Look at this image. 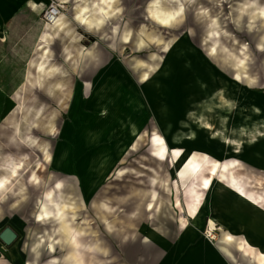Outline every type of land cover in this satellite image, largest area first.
Wrapping results in <instances>:
<instances>
[{"label": "rangeland", "instance_id": "rangeland-1", "mask_svg": "<svg viewBox=\"0 0 264 264\" xmlns=\"http://www.w3.org/2000/svg\"><path fill=\"white\" fill-rule=\"evenodd\" d=\"M64 1L60 24L44 25L48 38L36 43L33 56L21 58L26 71L0 73V262L74 264L77 255L97 264L133 256L129 250L142 241V231L167 220L170 211L179 218L178 198L193 205L185 195L191 177L187 170L185 181L178 175L171 154L163 162L151 154L153 133L164 134L167 120L174 128L180 119L195 127L197 139L186 138L183 150L201 163L207 155L238 161L246 190L264 196V127L248 129L240 145L215 133L232 137L240 122L236 106L247 112L244 105L264 102V0H182L166 24L155 0ZM161 1L163 11L180 7ZM18 77L21 84H14ZM210 85L237 104L227 114L216 104L205 110L213 127L208 131L195 113L205 97L202 86ZM115 89L121 92L117 115L129 124L124 111L130 110L139 135L96 108L101 92L103 100ZM90 132L96 135L87 143ZM57 181L62 213L54 207L41 221L45 192ZM153 195L163 201L156 219L149 218ZM65 218L72 230L64 228ZM219 220L215 230L207 221L202 236L219 240L217 232L229 231ZM174 225L179 238L182 230ZM7 228L15 233L10 242L2 237ZM73 228L82 233V250L73 249Z\"/></svg>", "mask_w": 264, "mask_h": 264}, {"label": "crops", "instance_id": "crops-1", "mask_svg": "<svg viewBox=\"0 0 264 264\" xmlns=\"http://www.w3.org/2000/svg\"><path fill=\"white\" fill-rule=\"evenodd\" d=\"M49 3L50 0H0V73L7 67L12 68L10 71L14 74L26 71L25 59L21 61V58L33 56L36 43L48 38L46 27H43L42 12ZM61 21L65 19L62 18ZM18 80L19 77L14 84H18ZM119 112L117 110V114ZM262 168L264 171V163ZM191 197L187 202L194 206L197 202L201 203V207L196 206V214H199L196 218L190 214L188 205H185L184 216L192 219L191 225L186 219L187 224L181 226L177 212L170 211L164 215L167 220L149 228L155 230L153 237L147 238V228L142 231V241L129 250L134 253L133 256L126 253L125 257H109L97 264H264V250H260L264 249V196L242 197L237 193H226L219 199L211 194L200 199ZM181 201L186 203L184 199ZM213 201L220 208L219 221L229 229L217 232L219 240L200 233L206 226L209 215L208 223L215 216L211 210ZM177 210L179 211L178 208ZM161 218L164 219L162 216ZM196 219L200 226L193 225ZM169 223L179 226L182 230L181 237H176L174 224L166 226ZM78 247L82 250V245L79 244ZM74 264H84L82 257L78 258L76 255Z\"/></svg>", "mask_w": 264, "mask_h": 264}, {"label": "bare ground", "instance_id": "bare-ground-1", "mask_svg": "<svg viewBox=\"0 0 264 264\" xmlns=\"http://www.w3.org/2000/svg\"><path fill=\"white\" fill-rule=\"evenodd\" d=\"M174 2L180 4V7L168 11L162 10V1L161 0H155L154 4L159 6V14L158 19L162 24L169 23L172 21V19L175 17V14L180 11L181 7L183 6L182 0H173ZM171 0V2H173ZM173 2V3H174ZM262 15L264 16V8L262 9ZM60 21L56 23V25H59ZM218 34V33H217ZM128 38V37H126ZM214 52L215 47L211 48ZM216 51V49H215ZM237 79L240 78V75L237 74ZM200 81V86L204 83L201 78H198ZM236 81V80H235ZM203 97L200 99L199 107L197 108L198 112L195 113L197 115V123L202 128L207 129L210 131L213 129L211 122L204 118V111L208 110L210 111L213 104H216L219 110H222V114H227V110L232 109L237 103L235 101V97L229 98L227 93L223 90L221 87H213V86H206L203 87ZM120 90L115 89L114 95H109L103 100L102 97H105L104 92H101V94L98 96V102L96 108L101 110V112H107L109 115L111 114L112 122L116 120V116L119 117V122H121L123 128L125 130H130V133L134 136L139 135V126L135 122H133V118L130 115V113L127 111H124V113L128 116L129 124H127L124 121H121V117L117 115V110L119 107V101L118 96L120 94ZM198 105V104H197ZM239 105V104H238ZM245 108H249L250 111L243 112L242 107H238L239 112H237V115L239 117V124L235 128V134L230 137L226 133L221 132L220 130H216L215 133H217L218 136H220L225 143H230L233 139L237 142L238 145L241 143H244L242 141L243 133L246 132L248 129L255 130L258 128V126L264 127V102H251L250 104L244 105ZM227 109V110H226ZM226 119V118H225ZM225 119L223 121H225ZM179 128H174L173 123L171 120H167L164 126V134H159L158 132H154L153 136L151 138V154L157 158L160 161H164L168 159L169 155H172V158L174 162H176L178 166L179 176L185 181L187 178V173H189V177H191V183L188 186L186 191V197L195 196L197 199H200L202 196L207 194V192H210L212 196H214L216 199H219L223 197L226 193L229 191L233 193H237L238 195L244 197H254L256 194H249V192L246 190L244 183L238 179V175L236 173L237 168L239 166L238 161L236 160H226L223 162H220L216 157L207 155L206 161L201 163L197 158L196 155L187 150H183L181 148V145L184 143L186 138L191 139L192 141H195L197 139V134L195 132V127L185 119L179 120ZM180 127H190L189 130H183L180 129ZM96 134L93 132H90L89 137L87 138V143L93 140V137ZM166 136H168L169 140L173 144V148H170ZM234 141V142H235ZM233 143V142H232ZM246 143L248 145L253 144V139L249 138L247 139ZM236 144V143H233ZM236 144V145H237ZM239 147V146H238ZM124 152V150H121ZM107 161V159H104V162ZM187 170V173L185 172ZM120 174H123L120 172ZM62 189V182L57 181V183L50 189H48L45 192V203L42 204V210L38 213V219L39 220H46L52 217L54 212V207L57 208L59 213H62V202L60 201L61 194H57V191H61ZM153 201L148 203V209L150 211L149 218L150 219H156L157 217H160V213L163 211V201H161L158 197H155L156 195H153ZM203 203V202H202ZM53 206V207H52ZM176 208L180 211L179 216V222L181 226H185L186 223V217L184 216V213L186 212L185 206L183 205L180 198L176 201ZM188 210L190 214L195 215L196 218L199 216V214H196L197 209L196 206L189 204ZM219 207L216 201H213L211 203V210L212 213L217 216H213L210 219V229L215 230L217 229L216 221L219 220L218 214H219ZM195 211V212H194ZM74 215L76 214V211H73ZM203 214H200V216ZM62 223L65 225V229H71L72 230V224L67 222L66 218L62 220ZM195 226H200L198 223V220H195V223L193 224ZM73 240H74V250H79L78 245L80 244L82 233H80V229L73 228ZM211 234V231H210ZM155 235V230L150 229L147 231V238H151ZM77 248V249H75ZM55 246L54 244L50 245V250H54ZM75 253V251H74ZM0 264H6L4 262H0ZM8 264V263H7ZM10 264V263H9ZM48 264H54V263H48Z\"/></svg>", "mask_w": 264, "mask_h": 264}, {"label": "built area", "instance_id": "built-area-1", "mask_svg": "<svg viewBox=\"0 0 264 264\" xmlns=\"http://www.w3.org/2000/svg\"><path fill=\"white\" fill-rule=\"evenodd\" d=\"M66 9L67 6L64 0H50V3L42 12V20L44 25H56V23L60 21V18ZM208 234L210 233L208 232Z\"/></svg>", "mask_w": 264, "mask_h": 264}, {"label": "water", "instance_id": "water-1", "mask_svg": "<svg viewBox=\"0 0 264 264\" xmlns=\"http://www.w3.org/2000/svg\"><path fill=\"white\" fill-rule=\"evenodd\" d=\"M2 237L6 240V241H12L15 237V233H13V231L10 228H7L3 233H2Z\"/></svg>", "mask_w": 264, "mask_h": 264}, {"label": "trees", "instance_id": "trees-1", "mask_svg": "<svg viewBox=\"0 0 264 264\" xmlns=\"http://www.w3.org/2000/svg\"><path fill=\"white\" fill-rule=\"evenodd\" d=\"M10 260V259H9ZM11 261V260H10Z\"/></svg>", "mask_w": 264, "mask_h": 264}]
</instances>
